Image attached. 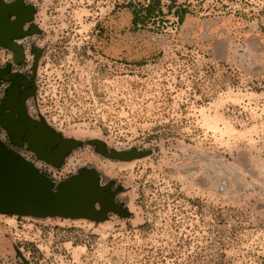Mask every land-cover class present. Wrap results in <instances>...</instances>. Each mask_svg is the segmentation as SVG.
Masks as SVG:
<instances>
[{
    "label": "rangeland",
    "instance_id": "1",
    "mask_svg": "<svg viewBox=\"0 0 264 264\" xmlns=\"http://www.w3.org/2000/svg\"><path fill=\"white\" fill-rule=\"evenodd\" d=\"M24 2L57 153L16 154L54 189L96 174L103 218L0 213V264H264V0Z\"/></svg>",
    "mask_w": 264,
    "mask_h": 264
},
{
    "label": "water",
    "instance_id": "2",
    "mask_svg": "<svg viewBox=\"0 0 264 264\" xmlns=\"http://www.w3.org/2000/svg\"><path fill=\"white\" fill-rule=\"evenodd\" d=\"M100 198L96 174L70 178L54 189L32 164L0 149V213L102 219L103 214L94 206Z\"/></svg>",
    "mask_w": 264,
    "mask_h": 264
},
{
    "label": "flooded vegetation",
    "instance_id": "3",
    "mask_svg": "<svg viewBox=\"0 0 264 264\" xmlns=\"http://www.w3.org/2000/svg\"><path fill=\"white\" fill-rule=\"evenodd\" d=\"M33 16L34 9L24 0H0V149L16 154L15 137L23 135L28 148L35 149L39 157L54 159L57 152L48 149L51 143L39 140V126L23 108V101L31 92L32 84L27 82L31 77L23 76L16 67L22 58L21 39L31 31L28 22ZM4 46L13 50L5 59Z\"/></svg>",
    "mask_w": 264,
    "mask_h": 264
}]
</instances>
